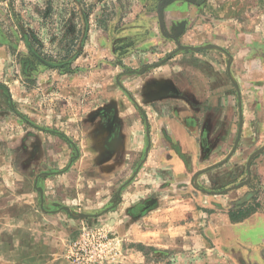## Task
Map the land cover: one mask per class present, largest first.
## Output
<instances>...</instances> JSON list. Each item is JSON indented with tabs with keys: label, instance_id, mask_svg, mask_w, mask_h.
<instances>
[{
	"label": "rangeland",
	"instance_id": "rangeland-1",
	"mask_svg": "<svg viewBox=\"0 0 264 264\" xmlns=\"http://www.w3.org/2000/svg\"><path fill=\"white\" fill-rule=\"evenodd\" d=\"M173 1L0 0V264L248 261L217 247H250L230 243L231 225L264 223L263 88L224 58L181 63L201 93L192 151L181 169L154 158L175 144L154 126L152 72L194 51L179 47L187 26L168 23ZM178 202L201 213L191 239ZM199 242L216 253L186 259Z\"/></svg>",
	"mask_w": 264,
	"mask_h": 264
},
{
	"label": "crops",
	"instance_id": "crops-1",
	"mask_svg": "<svg viewBox=\"0 0 264 264\" xmlns=\"http://www.w3.org/2000/svg\"><path fill=\"white\" fill-rule=\"evenodd\" d=\"M173 2L171 6L174 9L168 11V23L175 25L178 22L179 26H187L185 33L187 40L184 39L183 44L194 51H190L189 54L186 52L187 56L183 61H178V54L163 64L164 66L157 67L156 75H153L152 72V87H155L152 95L155 100L151 101H156L154 103L156 107L152 105L151 110L157 116L156 118L163 119V122L154 124V126L160 127L161 133L173 135L172 144H175V148L178 147L172 150L157 148L155 152L153 151L155 153L153 156L156 159L168 157L167 160L173 161L176 169H181V159L186 158V154L189 157L192 151L190 147L189 149L185 147L187 143L184 140L186 128L193 124L197 130L199 125V119L194 117L193 112L200 111V104H197L196 96L201 93L197 91L198 88L189 84L188 75L193 73L191 67L186 68L190 70H183L184 66L180 65L186 63V60L192 61L197 58L215 57L220 62L224 58L225 62H231V72L240 77L247 88H263L264 97V0H174ZM237 83L240 85V82L237 81ZM237 95H239V91H237ZM173 103L175 104L172 106ZM237 106H239V100ZM165 114H173V116L166 115L164 118ZM157 142H161V140L156 138ZM176 172L179 173L178 170ZM127 188L124 187V189ZM183 202L173 203L170 206V214L174 221L185 220L179 227L186 239H191V236L187 237L186 229L192 232L190 227H194L192 226L194 223L196 225L197 217V224L201 223V213L195 215L186 206L187 209H182ZM198 205H201L200 202ZM204 207L206 206L204 205ZM189 217H193L195 222L192 223ZM252 221H254L252 216H248L231 225L230 243L233 240H246L243 244L251 245L250 247L237 246L238 248H235L233 247L235 245L232 246V244L228 246L229 248L217 247L220 255L227 254L229 249L231 252L239 251L242 255L249 256L247 257L248 261L243 259L241 263L230 264H260L259 256L264 253V223ZM203 229H200L199 232ZM237 237H241V239ZM199 244V248L191 246L190 250L182 252L186 259L191 260L195 255L216 253L217 248H207L206 242L202 245L199 242ZM206 262V258H199V261L193 264H206ZM207 264L227 263L222 262V259L217 261L211 259Z\"/></svg>",
	"mask_w": 264,
	"mask_h": 264
},
{
	"label": "water",
	"instance_id": "water-1",
	"mask_svg": "<svg viewBox=\"0 0 264 264\" xmlns=\"http://www.w3.org/2000/svg\"><path fill=\"white\" fill-rule=\"evenodd\" d=\"M179 47H180V48L183 47V48H185V49H190V47H188V46H181V45H179ZM209 47H210V46H209ZM227 70H228V73L230 74V61L227 62ZM233 83H234V85H235V87H236V90L238 91V85H237L235 82H233ZM239 107H240V102H239ZM240 116H241V115H240ZM240 128H241V126H240ZM240 128H239V131H240ZM239 134H240V133H239ZM239 134H238V136H237V138H236V140H235V142H234V145H233L232 150H234V149L236 148V145H237L238 140H239ZM263 148H264V145H263L262 147H260L256 152L262 150ZM232 150H231V152H232ZM231 152L229 153V155L231 154ZM256 152H254L253 154H251L250 158H251ZM250 158H249V160H250ZM220 163H221V162H220ZM209 168H210V167H209ZM204 170H207V168L197 171L196 174H198V173H200V172H203ZM240 184H242V183H239V184H237V185H235V186H233V187L226 188L225 190H228V189H231V188H237L238 186H240ZM202 190H203V189H202ZM225 190H224V191H225ZM203 191H205V190H203Z\"/></svg>",
	"mask_w": 264,
	"mask_h": 264
}]
</instances>
